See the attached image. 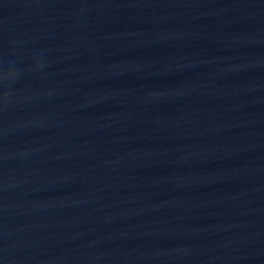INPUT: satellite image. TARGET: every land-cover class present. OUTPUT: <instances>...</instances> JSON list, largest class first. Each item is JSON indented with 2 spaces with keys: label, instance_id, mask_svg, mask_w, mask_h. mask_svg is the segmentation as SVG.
<instances>
[{
  "label": "water",
  "instance_id": "1",
  "mask_svg": "<svg viewBox=\"0 0 264 264\" xmlns=\"http://www.w3.org/2000/svg\"><path fill=\"white\" fill-rule=\"evenodd\" d=\"M0 264H264V0H0Z\"/></svg>",
  "mask_w": 264,
  "mask_h": 264
}]
</instances>
